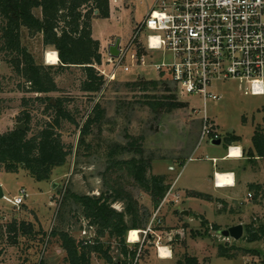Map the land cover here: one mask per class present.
<instances>
[{"label": "rangeland", "instance_id": "1", "mask_svg": "<svg viewBox=\"0 0 264 264\" xmlns=\"http://www.w3.org/2000/svg\"><path fill=\"white\" fill-rule=\"evenodd\" d=\"M156 0H122L119 6L109 5L107 16L93 15L92 36L100 42L102 54L101 64L95 67L112 71L107 63L108 46L121 38L124 48L132 39L135 29L148 16ZM41 16V10L35 11ZM149 31L143 30L139 39L145 40ZM22 42L33 54L37 63L51 65L46 60V52L56 51L52 47H45L42 34L30 35L26 28L22 29ZM132 49L128 52L124 63L131 65ZM2 56V55H1ZM158 62H171L173 57L165 50L155 51ZM158 73L151 67L131 68L125 72L120 69L116 79L106 82L103 89L95 94H88L81 90L85 80L82 68L73 67L60 73L56 77L59 90L49 93L53 99L65 97L68 109L74 113L80 126L87 120L94 105L100 102L105 109V115L100 124H94L92 134L80 143V128L64 122L62 138L67 145H73V153L65 164L57 166L50 181H37L24 169L18 173L0 171V183L3 185L5 196L14 198L22 195L25 189L29 194L20 206H14L5 198L0 199V264H69L66 251L61 245L59 236L51 233L66 231L77 240L92 239L95 229L84 218L79 205L66 195L74 192L79 195H100L113 193L110 186L120 183L124 197L113 203V207L124 211L128 204V194L132 196L140 211L145 213V230L152 221L156 209L151 196L134 184L126 170H111L107 172L108 149L115 143L125 145L128 135L142 136L145 157L152 158L150 174H165L167 182L174 184L173 194H179V201L175 202L170 196L159 211L158 219L153 223V232L142 236L140 241L126 243L129 249L137 248L136 258L128 264H177L187 256H196L203 264H264V237L260 241L248 242L244 236L246 226L255 221L264 223V196L259 202L253 200L254 191L247 182L264 185V157L255 163L243 159L223 158L228 149L225 146V136L228 131L241 138L244 157L252 147V137L255 128L264 127V97L244 95L234 81L216 83L215 89L223 95L222 99L208 101L209 116L216 122L222 135L220 145L211 143L206 138L199 144L201 116L194 110L204 109L203 100L198 96H182L176 94L178 101L184 102V107L170 112L153 111L144 102V92L140 87L127 83L138 80H157ZM170 88L176 93L175 86L170 79ZM24 85L21 78L5 60H0V134L13 130L25 122L21 120L24 110L32 115L31 128L33 130L50 120L45 114V104L32 102L31 106L23 105V97L33 96L20 88ZM164 85L160 84L157 91L150 89L148 95H161ZM239 142L235 145L239 146ZM234 146V145H233ZM192 159H190L191 157ZM139 157L135 153H124L119 159ZM233 168L242 183L236 189L234 199H229L230 205L222 203L218 198H225L232 189L215 187V170ZM58 185L53 188V184ZM110 191V192H109ZM203 192L214 199L193 195L191 192ZM252 193V197H249ZM188 211V215L182 212ZM148 218V219H147ZM17 220L31 224L33 233L16 238V242L7 240V225ZM243 223L244 236L235 241L225 239L218 231L212 229L218 224L221 229ZM45 232V235L40 234ZM13 235H15L13 233ZM14 239V237H13ZM105 247L110 246V254L114 261L122 259L118 242L114 237H104ZM235 243L241 248L254 249L251 254L240 251L236 258L228 259L218 255L217 246L221 243ZM138 244L135 245V244ZM172 249V258H159L157 246ZM171 252V251H170ZM159 254V255H158ZM171 256V255H170ZM169 256V257H170ZM92 264H108L102 257L96 255Z\"/></svg>", "mask_w": 264, "mask_h": 264}, {"label": "trees", "instance_id": "2", "mask_svg": "<svg viewBox=\"0 0 264 264\" xmlns=\"http://www.w3.org/2000/svg\"><path fill=\"white\" fill-rule=\"evenodd\" d=\"M108 0H0V60H5L12 69L24 79L20 88L35 97H23V105L31 106L32 102L45 104V114L51 116L44 124L35 130L31 128L32 115L24 110L21 120L25 122V129L15 128L0 134V171L18 173L24 169L37 181H50L54 168L65 164L73 153V145H67L62 138L63 123L68 122L80 128V143L92 134L94 124H100L105 115V109L100 102L96 103L82 126L74 113L68 109L65 97H58L53 102L49 93L59 90L56 77L64 70L77 67L85 72V80L81 90L88 94L100 92L105 84L104 76L99 73L95 65L102 62L100 42L92 36L91 18L93 15L107 16ZM41 10V16L36 10ZM26 28L30 35L42 34L45 47H52L57 51L59 62L45 65L37 63L28 47L22 42V29ZM2 55V56H1ZM140 87L144 92V100L153 111L170 112L184 107L185 103L178 101L176 93L170 88L168 81L158 77L157 80H138L127 83ZM164 89L161 95H148V91H157L159 85ZM1 92V89H0ZM1 115V109H0ZM129 141L125 144L115 143L108 149L107 172L126 170L134 184L147 192L157 209L171 184L167 182L165 174H150L152 158L145 157L142 145L143 137L127 134ZM225 146L228 148L233 142L241 138L228 131ZM135 153L139 157L119 159L124 153ZM249 155L253 163L257 157H264V127L257 126L252 137V148ZM115 184V183H114ZM110 187L113 193L104 192L100 195H79L70 192L66 195L80 206L82 214L90 226L95 229L92 239L77 240L70 233L54 230L51 234L59 236L61 245L66 251L69 264H92L94 255L102 257L108 264H128L137 256V248L129 249L126 235L132 229H144L146 217L143 211L132 201L128 194V204L124 211L115 209L112 205L124 197L120 183ZM254 191L253 200L259 202L264 196L262 184L249 185ZM110 192V191H109ZM193 195L209 198L202 192ZM148 219V218H147ZM251 222L246 226L244 238L248 242L260 241L264 237V223ZM6 238L10 243L16 242L17 236L32 234L31 224L17 220L7 225ZM212 229L218 231L221 226L213 224ZM13 233L15 235H13ZM40 234L45 235V232ZM114 237L118 242L123 258L114 261L109 253L110 246L105 247L103 238ZM14 237V239H13ZM135 245L138 246L136 243ZM218 255L228 259L236 258L240 251L251 254L254 249L241 248L235 243L225 242L217 246ZM2 252L0 251V256ZM39 264H46L43 260ZM177 264H203L196 256H187Z\"/></svg>", "mask_w": 264, "mask_h": 264}, {"label": "built area", "instance_id": "3", "mask_svg": "<svg viewBox=\"0 0 264 264\" xmlns=\"http://www.w3.org/2000/svg\"><path fill=\"white\" fill-rule=\"evenodd\" d=\"M108 2L119 6L122 0ZM143 30L149 31L145 40L139 39ZM120 48L119 57L108 53L111 72L98 68L106 82L115 80L120 69L128 72L135 67H151L158 77L171 80L179 97L198 96L204 103V109L194 110L202 114L199 144L206 138H222L207 106L208 101L217 102L223 97L216 91V83L234 81L242 94L264 97V0H156L132 39ZM131 49L133 63L127 65L124 60ZM158 50L170 53L173 60L158 62ZM230 149L226 158L231 155ZM173 191L174 184L148 227L140 230V239L153 232L154 221L161 220L160 208L170 196L179 201V194ZM248 195L252 197V193ZM28 196L23 189L22 195L5 199L18 207ZM129 233L128 242H133Z\"/></svg>", "mask_w": 264, "mask_h": 264}, {"label": "bare ground", "instance_id": "4", "mask_svg": "<svg viewBox=\"0 0 264 264\" xmlns=\"http://www.w3.org/2000/svg\"><path fill=\"white\" fill-rule=\"evenodd\" d=\"M46 60L48 63L52 64H57L59 62V56L57 51H47L46 52ZM231 155L230 157H241V148L238 146H232L230 149ZM216 183L218 187H226L230 185L235 184V179L233 173L227 172V173H222V172H217L216 175ZM129 239L130 241L136 242L139 241L140 239V230L138 229H132L131 232L129 233ZM171 251V250H170ZM167 247L160 246L159 248V253L160 257H169L171 255V252Z\"/></svg>", "mask_w": 264, "mask_h": 264}, {"label": "water", "instance_id": "5", "mask_svg": "<svg viewBox=\"0 0 264 264\" xmlns=\"http://www.w3.org/2000/svg\"><path fill=\"white\" fill-rule=\"evenodd\" d=\"M120 45H121V38L120 37H118L114 43L109 44L108 50H109V53L111 54V56H113V57H119L120 56V53H121ZM18 128H20L22 130L25 129L24 125H22V124L18 125ZM232 131H233V129H231V132ZM222 142H223L222 138L211 140V143L215 144V145H220ZM57 185H58V183H54L53 188H55ZM3 198H5V193L3 190V186L0 183V199H3ZM182 213L184 215H188V211H183ZM218 232L225 239H228V240L234 239L235 241H238L244 236V224L243 223L235 224V225L229 226L228 228L220 229V230H218Z\"/></svg>", "mask_w": 264, "mask_h": 264}, {"label": "crops", "instance_id": "6", "mask_svg": "<svg viewBox=\"0 0 264 264\" xmlns=\"http://www.w3.org/2000/svg\"><path fill=\"white\" fill-rule=\"evenodd\" d=\"M231 132V131H230ZM235 143H238V142H233L232 144H231V146H229L227 149L229 150V148H231L233 145L234 146H238V145H235ZM239 146L238 147H240L241 148V157H235V158H233V157H227V158H230V159H240V160H243V159H246V160H249V161H251L252 163H253V161L251 160V157H250V155H249V153L247 154L246 153V155H247V157H244V149H243V147L244 146H242V144H241V142L239 141ZM247 148H249V149H251L252 147H247ZM228 153V152H227ZM227 155V154H226ZM226 155L223 157V158H226ZM191 157V156H190ZM259 159V157H257V160ZM257 160H255V161H257ZM217 172H222V173H227V172H230V173H233V175H234V179H235V184L234 185H230V186H226V187H218V185H217V183H216V175H217ZM215 187L216 188H219V189H224V188H228V189H232V192H231V194H229V195H227L225 198H218V199H220L221 200V202L222 203H225L226 205H230V201H229V199H234V197L232 196V195H234V194H236V192L233 190V189H236L238 186H239V184L240 183H242V179H241V176H238V174H237V172L235 171V169H233V168H226V169H222V170H215ZM247 184L248 185H250V184H252L251 182L249 183V182H247ZM263 185V184H262ZM3 186V185H2ZM263 187H264V185H263ZM4 190V189H3ZM193 192H197V191H192L191 193H193ZM203 193V192H202ZM205 194V193H204ZM210 197L209 198H211V199H214L211 195H209ZM167 247H169V246H167ZM171 250V256L170 257H167V258H172V249H170ZM157 251H158V249H157ZM159 255V254H158ZM159 258H163V257H159ZM163 259H165V258H163Z\"/></svg>", "mask_w": 264, "mask_h": 264}]
</instances>
